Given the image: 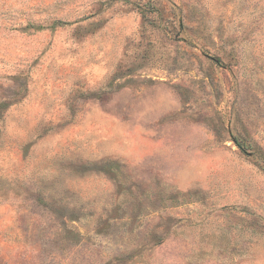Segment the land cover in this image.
Returning a JSON list of instances; mask_svg holds the SVG:
<instances>
[{
    "label": "rangeland",
    "instance_id": "obj_1",
    "mask_svg": "<svg viewBox=\"0 0 264 264\" xmlns=\"http://www.w3.org/2000/svg\"><path fill=\"white\" fill-rule=\"evenodd\" d=\"M0 264H264V0H0Z\"/></svg>",
    "mask_w": 264,
    "mask_h": 264
}]
</instances>
